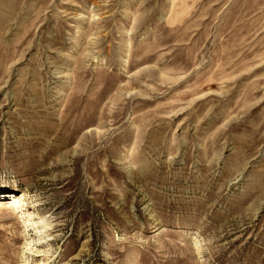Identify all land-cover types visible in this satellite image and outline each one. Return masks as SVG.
I'll return each instance as SVG.
<instances>
[{
  "label": "rangeland",
  "instance_id": "obj_1",
  "mask_svg": "<svg viewBox=\"0 0 264 264\" xmlns=\"http://www.w3.org/2000/svg\"><path fill=\"white\" fill-rule=\"evenodd\" d=\"M0 264H264V0H0Z\"/></svg>",
  "mask_w": 264,
  "mask_h": 264
},
{
  "label": "bare ground",
  "instance_id": "obj_2",
  "mask_svg": "<svg viewBox=\"0 0 264 264\" xmlns=\"http://www.w3.org/2000/svg\"><path fill=\"white\" fill-rule=\"evenodd\" d=\"M11 207H13V206H11Z\"/></svg>",
  "mask_w": 264,
  "mask_h": 264
}]
</instances>
